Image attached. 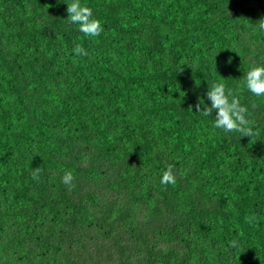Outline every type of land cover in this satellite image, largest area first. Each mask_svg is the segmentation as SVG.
I'll return each instance as SVG.
<instances>
[{
    "label": "trees",
    "instance_id": "1",
    "mask_svg": "<svg viewBox=\"0 0 264 264\" xmlns=\"http://www.w3.org/2000/svg\"><path fill=\"white\" fill-rule=\"evenodd\" d=\"M32 1L40 3L0 0V40L12 45L0 49V264H27L20 241L5 236L23 229L15 207L29 225L42 222L43 233L37 241L34 236L36 245L28 251L32 264L44 252L62 264L68 252L80 251L83 237L94 241L101 210L116 203L102 197L95 205H79L65 217L73 223L66 236L43 215L52 194L62 191L59 174L74 169L82 175L96 160L108 169L127 151L155 153L146 147L160 144L163 170L171 164L175 174L196 177L200 187L176 196L153 186L139 196L130 187V199L160 217L155 250L169 215L181 221L182 234L166 247V257L186 248L204 264H264V97L251 94L243 80L253 64L264 65V33L255 26L264 5L258 0L206 7L182 0H81L103 27L100 36L89 38L66 19L71 0ZM4 2L14 4L9 12L16 13L7 14ZM23 3L39 8L24 11ZM180 9L189 12H166ZM19 12L50 14L51 29L61 38L53 32L50 40L33 36L27 24L35 27L36 20L19 21L14 17ZM55 39L63 47L50 54ZM77 43L86 56L75 55ZM193 73L194 90L188 77ZM214 81H222L248 108L255 136L214 128L215 112L183 116L195 110L190 101L203 99L210 106L205 93ZM36 167L39 181L31 175ZM185 219L199 231L215 230L240 242L231 247L208 240L188 231Z\"/></svg>",
    "mask_w": 264,
    "mask_h": 264
},
{
    "label": "clouds",
    "instance_id": "2",
    "mask_svg": "<svg viewBox=\"0 0 264 264\" xmlns=\"http://www.w3.org/2000/svg\"><path fill=\"white\" fill-rule=\"evenodd\" d=\"M66 12L67 21L76 25L78 31L85 37L95 38L103 32L101 21L93 16L92 8L82 4L81 0H71L67 4ZM255 26L258 32L264 33V16L255 22ZM6 44L4 39L0 40V49H6L4 47ZM73 52L77 56L88 54L87 50L79 43L75 44ZM193 76L194 73L188 77L191 79L189 87L192 86L194 90L196 75L194 79ZM243 80L245 88L251 94L256 97H264V65L253 64L244 73ZM207 87L205 96L210 102V106L203 99H198L197 103L190 101V109L194 108L195 110L190 113L184 112L183 116L196 117L198 113H201L203 116L209 117L215 112L214 128L225 133H239L241 137L252 138L255 136L254 122L249 119V110L241 104L233 90L226 88L222 81H214ZM165 103L169 104L170 102L166 100ZM252 107L255 108L256 105L253 104ZM146 148L156 149V152L153 153L146 149L143 152L127 151L114 165L110 164L108 169L102 168L99 160H96L86 168L82 175L74 169L59 174L63 185L62 191L52 194L50 209H44L43 215L47 217L45 223L57 225L66 236L71 232L73 223H65V217L79 205L82 208L95 205L103 201L102 197L113 199L116 203L106 212L101 210L100 218L95 224L94 241L86 240L87 235L85 238L83 237L85 243L80 251L68 252L63 258L62 264H204L202 257L194 249L189 252L186 248H180L170 257L165 256L166 247L177 244V237L182 234L181 221L172 219L169 215H166L163 221L166 232L159 241V251L155 250V246L158 244L157 232L160 217L150 207L139 206L135 201H132L130 187L137 190L139 196L140 192L145 194V186H153L159 190L167 191L169 196H176L186 190L195 193L200 186L196 177H192L190 174H175L174 166L171 164L163 170L161 144L158 148ZM153 160L159 164L155 165ZM40 172L39 167L34 168L31 174L32 179L39 181ZM13 210L18 217V224L23 229L17 232H6L5 236H16L22 246L21 251L28 254L27 264H32V257L29 256L28 251L36 245L38 234L43 233L42 222L38 221L29 225L24 221L17 207ZM185 223L188 231L199 233L208 240H224L229 242L231 247H237V242H240L222 236L215 230L199 231L192 227L186 219ZM167 231L176 236L171 237ZM19 235H23L25 240H22ZM35 235L36 241L33 239ZM42 257L44 258L38 260L37 264H47L48 259L51 260V264H56L54 258L49 254L44 252Z\"/></svg>",
    "mask_w": 264,
    "mask_h": 264
},
{
    "label": "rangeland",
    "instance_id": "3",
    "mask_svg": "<svg viewBox=\"0 0 264 264\" xmlns=\"http://www.w3.org/2000/svg\"><path fill=\"white\" fill-rule=\"evenodd\" d=\"M182 1L185 2V3H188V4H197L198 6L206 7V6L212 5V4L216 3V2H220L221 3L223 0H182ZM28 2H29V4L31 6L40 3V2L34 3L32 0H28ZM258 2H260L262 5H264V1L263 0H258ZM4 7H5V11H8V12H6L7 14L16 13V12H9V10L12 11L13 8L15 7L14 4L9 3V2H4ZM21 7L23 8L24 11H28L30 9H33L27 3H23L21 5ZM38 8L39 7L36 6L35 9H33V10L36 11ZM166 12H189V11L180 9V10H170V11H166ZM14 17H15V19H18L19 21H22V20L27 19V18L28 19L29 18L35 19L36 20L35 27L32 26L31 24H27V28H28V30L30 32H32L33 36H36V37L42 36V37H39L40 39H42L43 37L46 38V39L49 38V40L51 38H54V35L52 34V32L56 35V37H60L61 38V36H62L59 33L55 32L53 29H51V27H52V17L50 16V14L49 15H48V13L46 14V12H19ZM28 25H30V27ZM1 30H2V24L0 23V31ZM62 43L63 42H62L61 39L60 40L55 39L54 45L50 48V54H52L53 51H57V50L59 52V49H61L63 47ZM36 45L38 46L40 52H42L43 51V49H41L42 45L40 43L36 44ZM10 46H12L10 43H7L6 45H4V47L6 49L9 48ZM34 52H37L35 50V47H34ZM185 179H187V178H185ZM19 237L22 240H25V237L23 235H19Z\"/></svg>",
    "mask_w": 264,
    "mask_h": 264
}]
</instances>
